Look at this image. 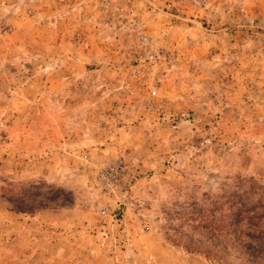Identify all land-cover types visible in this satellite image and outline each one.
I'll return each instance as SVG.
<instances>
[{"label":"rangeland","instance_id":"1","mask_svg":"<svg viewBox=\"0 0 264 264\" xmlns=\"http://www.w3.org/2000/svg\"><path fill=\"white\" fill-rule=\"evenodd\" d=\"M0 264H264V0H0Z\"/></svg>","mask_w":264,"mask_h":264},{"label":"trees","instance_id":"2","mask_svg":"<svg viewBox=\"0 0 264 264\" xmlns=\"http://www.w3.org/2000/svg\"><path fill=\"white\" fill-rule=\"evenodd\" d=\"M213 201L215 204L218 205L215 209L211 210L212 215L215 216L218 210L221 211V213L225 212L226 210H229V218H227L228 222L220 224L221 229L224 228L223 230H225V233L226 231H236L237 229H239L240 224L243 223V221L247 222V227L256 226L255 219L258 218L259 213L256 210L257 204L255 202L244 201L243 199H240V201H238L235 200L233 196H225L223 194H220L218 197H215ZM251 234H254V231ZM218 236L220 235H217V237ZM258 247H260V245H254L253 242H249L244 245H238V250L247 253V255H254L256 252H258Z\"/></svg>","mask_w":264,"mask_h":264}]
</instances>
